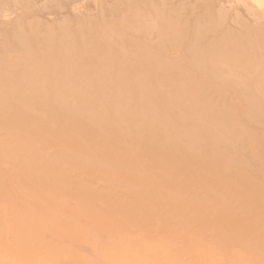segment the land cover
I'll use <instances>...</instances> for the list:
<instances>
[{
	"label": "rangeland",
	"instance_id": "rangeland-1",
	"mask_svg": "<svg viewBox=\"0 0 264 264\" xmlns=\"http://www.w3.org/2000/svg\"><path fill=\"white\" fill-rule=\"evenodd\" d=\"M15 1L0 0V53L6 55L7 61L9 57L22 56L17 62L19 72L27 68L23 67L24 63L35 58L37 61L32 64L43 63V71L52 72L53 86L47 84L48 80H44L42 87L36 86L43 91L52 86L51 93H36V98H45L40 107L35 104V108L28 106L18 112L15 100L7 106L6 99L0 104V115L9 119V125L14 123L0 130V174L6 175L8 154L14 155V163L25 165V172H9L13 185L6 187L0 179V238L3 237L0 244L4 248L0 250V264H40L38 259L45 264H142L141 257H133L135 249L143 247L144 241L157 239L154 236L168 235H173L168 250L177 257L171 264H264V19L256 18L264 11V2L257 5L252 0ZM249 6L255 9L254 13L249 12ZM42 32L49 35L44 38ZM14 33L21 36L18 38ZM61 37L69 42H63ZM61 45L68 52L71 48L72 52L78 50L69 53V59L78 69L94 68L98 61L94 58L101 59V67L93 70L98 73L89 71L93 74L86 76L88 80L81 90L83 97L71 92L70 75L67 78L60 70L65 68H60L59 61L55 60L57 53L51 63L48 49L55 47L59 52ZM38 49L47 55L42 56V51L37 53ZM241 51L245 53V60H230L231 56L238 58ZM200 54L206 60L202 72L193 66ZM3 61L1 58L0 69L17 71L15 68L11 71L10 63ZM244 70L247 75L242 73ZM1 73L0 81L8 83ZM95 76L99 81L93 85ZM173 83H179L186 90L181 98L169 86ZM15 87L24 90V85ZM123 90L121 107L115 113L112 98ZM95 93L98 96L94 97ZM16 98L20 101L21 97ZM90 105L98 106L100 124L103 121L115 136L112 141H94L98 158L109 164L111 152H115L119 158L140 163L147 170L150 183L165 179L171 182L170 188L162 187L160 192L153 189L148 196L136 178L115 169L102 171L98 179L95 172L83 173L68 166V175L73 179L69 188L71 195L79 196L82 191L86 197L101 195L105 202L109 198L117 206L112 210L116 215L135 205L140 208L137 212L147 207L162 215L172 227L182 223L179 217L168 214L170 208L181 197L193 199L197 205L204 204L207 208L209 204L216 205L222 225L218 228L229 229L231 233L210 234L212 226L207 221L203 224V219H196V227L192 226L189 234H151L145 238L140 230L131 234H107L108 224L101 221L99 227H93L90 219L94 216L90 215H73L67 226L56 216L50 217L47 223H32L33 208L41 206L43 194V188L38 189L39 183L33 182L37 183L39 175L45 173L43 170H54L55 166L50 165L59 163L60 148L52 146L35 154L25 153L24 149H39L40 132L36 128L43 123L53 128L65 123L62 126L68 128L75 122L73 118L68 120L69 115L61 114V110L72 106L89 117ZM16 117L21 123L18 125L25 122L18 131L21 152L19 149L7 151V146L18 143L13 133L17 131L16 121H11ZM32 126L35 131H30ZM173 133L183 135L175 139L178 144L175 149L183 156V162L193 169L196 167V180L189 184L179 174L184 167L182 163L175 162V157L163 146L161 151L148 153L142 159V151L161 146L162 140L176 136ZM81 180L87 189L79 191L74 184ZM200 181L211 186L198 188ZM134 194L136 198L146 196L149 202L142 206V202L134 201ZM83 200L86 201L85 197ZM72 204L70 210L85 205L79 201ZM86 206L80 211L91 213ZM99 207L103 218L110 215L106 214L109 208L104 202ZM138 222L135 218L124 220L115 231L130 229ZM53 224L59 232L43 234ZM72 224L83 231L77 234ZM112 236L117 238L115 244ZM25 237L38 249L24 253ZM52 240L53 249L47 253L44 243ZM195 248L196 256L186 253Z\"/></svg>",
	"mask_w": 264,
	"mask_h": 264
},
{
	"label": "bare ground",
	"instance_id": "bare-ground-1",
	"mask_svg": "<svg viewBox=\"0 0 264 264\" xmlns=\"http://www.w3.org/2000/svg\"><path fill=\"white\" fill-rule=\"evenodd\" d=\"M252 1L257 5H262L264 2V0H252ZM247 4H249V3H247ZM244 7L248 8V6H244ZM248 10H249V12H252V13L255 12V9L253 10V7H250ZM256 18L259 21L261 19H264V11L262 13L258 14L256 16ZM256 18H255V20L258 21ZM6 19H8V18H6ZM37 20H39V19H37ZM39 22H41V21H39ZM49 27H51V26H49ZM51 30H52V28H51ZM51 30H50V32H51ZM34 33H35V31H34ZM42 33H43V35H45L44 38H46L49 35V34L48 35L44 34L45 32H42ZM19 34H21V33H19ZM21 35H18V36L20 37ZM17 37L15 38L16 40L19 38V37L18 38ZM61 38H63V37H61ZM38 40H39V38H38ZM64 40L66 42H69L67 39L63 38V42H64ZM45 42H48V41H45ZM22 43H24V42H22ZM59 43H62V42H59ZM24 44H26V43H24ZM38 44H34V45H38V46L41 45V43H38ZM23 46L26 48L25 45H23ZM61 46L58 47L59 52H57V49L55 47H53V49L55 48L56 50L48 49V50H51V51H48V54L50 52V55H51V57H50L51 63L53 64L55 57L58 56L55 60L59 61L60 68H65L64 70L60 69L61 71H63L62 72L63 75H66L67 78L70 75L68 80L71 81V92L73 93L75 91L79 94L78 96L83 97L84 91H81V90H84V83L87 82V80H88L86 76H88L89 73H91V72L96 73V74L98 73V72H94L93 70L95 69L97 71V68L101 67V65L99 64L100 63L99 60H101V59L98 57L94 58V60H96V61L98 60L97 62H95L93 60L95 62L94 68H91L88 66V67H86V69L85 68L84 69H78L73 64L74 61H72L73 62L72 63L71 60L69 59V53L70 52L73 53L74 51L77 52L78 50L74 49V51L72 52L73 48H71V51L68 52L67 50L65 51V49L63 47L64 45L62 46L63 48ZM81 49H82V47H81ZM81 49H79V50H81ZM39 50L40 49H38V51ZM41 51H39L37 53L41 52L42 56L47 55L46 52H44L43 50H41ZM52 51H54V52L52 53ZM95 51H97V50H95ZM43 52L46 54H44ZM65 52H67V54ZM81 52H83V50H81ZM54 53H57L58 55L52 57L54 55ZM78 53H80V52H78ZM200 55H201V57L199 60L198 59L194 60L193 66L198 68V71L201 70V72H202L205 68L204 65H205L206 60H205V57L203 56V54H200ZM239 55H238V58L237 57L234 58L231 56L230 60L234 61V62H237L238 60H241V61L245 60L246 56H244L245 55L244 52L241 51V53H239ZM1 58H2V60H4L3 61L4 63H5V61L8 60L6 55L2 54V53H0V59ZM10 58L11 57H9V61H7V62H8V64L10 63V66L13 67L11 71H13L14 68H15L14 71L17 69L20 70V67H19L20 65L17 64V62L20 61V60L18 61V59H20V58H15V59H10ZM34 60H35V62L37 61L35 58H34ZM34 60L31 59L30 61L26 62L27 64L24 63L23 67L26 65L27 68H23L24 70H21L23 72H19V70H17L16 72H10L8 70L9 72H7V71H5V69H0V72H2L1 76L6 77L5 80L8 82V83H6V82L0 81V104L6 99V106H7L8 102L12 103L15 100L17 102V105L19 108L18 112L25 111V108L28 106L29 107L33 106V108H35V104H37L39 107L44 104L45 98H36L35 96H36V93L41 95V94H45V92H49V93L52 92L50 90V89H52V86H53L52 72L43 71V69H44L43 63L38 64L39 63L38 62V63L32 64V61H34ZM63 64H64V66H61ZM75 64H76V62H75ZM40 65H43V66H40ZM241 67L245 68L244 66H241ZM108 68L110 69V67H108ZM89 71H91V72H89ZM53 72H55V71H53ZM93 73H91V74H93ZM242 73L244 75H247L246 74L247 72L245 70ZM11 74L13 75V77H10V76H12ZM67 78H66V81H67ZM44 80L49 81V83H47V84H50V85L52 84V86L48 85V88H49V89H47L48 91L47 90L43 91L42 90L43 88L42 89L41 88L36 89V86L42 87V84L45 85ZM93 80L95 81L93 85H96L99 81L98 76H95V78H93ZM173 84H170L169 86L175 90L173 92L175 94V96L177 98H181V95L183 93H185L186 90L184 88H182L179 83H176L174 85ZM15 85H24L23 92L20 88L15 87ZM29 85L31 87H29ZM25 87H26V89H25ZM124 92H125L124 90L119 91V92H117L116 97L112 98L113 101L111 102V104H112V106L116 107V110L113 109V111L115 113L121 107V104H122L121 98L124 97ZM32 95H34V97ZM96 96H98L97 93H95L94 97H96ZM16 97H21L20 101H18ZM98 98H96V101L98 100ZM89 102L92 103V100H90ZM98 109H99L98 106H91L90 105L89 106L90 111L88 110V112H90L91 116L86 117L83 114V112L75 111V107L67 106L65 109L61 110V114L65 113L64 115H67V116L69 115L68 120H70L72 118H73V120H75V122L72 121L73 124L70 127H68V128L64 127L62 125H66V124L62 123V124H59L60 125L59 127L53 128L49 124L43 123V126H38L36 128L37 133L40 132L41 146L39 147L38 150H35L34 148L29 150L28 148H26V149H24V152L29 153L31 151V153L35 154L38 151V152L42 153V152H45V150L51 149L52 146H55V147L60 148V157H59L60 161L58 164L55 163L54 165H50L51 167L55 166L54 170H48V171L43 170V172H45V173H41V175H39V177H38L39 180L36 181L37 183L33 182L34 185L39 183L38 189L43 188V190L41 191V192H43V194L41 197V202H42L41 206H39L37 208H33L34 220L32 223H35V221H36V223L38 222L39 224L47 223V222H49L50 217L56 216L57 218L61 219L60 220L61 223H65V225L67 226V224L69 223V222L67 223V221L69 219H71L73 215L82 214L83 216H86V217H88L87 215H90V217L94 216L92 219H90L93 227H96V228L99 227L101 221H104L105 224H108L107 234H131L134 230H140V233L143 234V237L145 238V237H149V235H151V234H189L188 230H190V228L192 226L196 227L195 226L196 225V219H203V220H205L203 222V224H206V221H207L208 222L207 224H209V226H212V231H210V234H230L231 233L229 229H221L220 230L218 228V226L221 227L222 225H221V221H219L221 216H219L220 213L217 212L218 208L216 205L209 204L208 208H207L204 204L197 205L195 200L193 202V199L187 200V199H183L181 197L180 202L178 204L174 205L173 209H172V207L170 208V210L171 209L172 210L171 211L169 210L168 214L170 216L179 217V219L181 220V223H182V225H180L178 227H172L168 222H166L165 220H163L161 218L162 215H159L158 213H154V210L148 209L147 207H144L145 208L144 211L139 210V212H137L138 209H140V208L139 207L136 208V205H135L131 209H129L128 211H123L120 214L118 213V215H116V213L112 210L117 206L114 203H110V201H113V200H110L109 198H107V200L105 202L101 195H98L97 198H94L95 196L87 195V197H86V193H82L81 190L87 189L85 183H83L82 180L78 181L77 183L74 184V186L76 188H78L79 191H81V194L79 196L71 195L69 188L71 185H73V179L70 178L68 175V172H67L68 166H71L72 169L82 170L83 173H85V172L87 173L88 171L89 172H95L98 174V179H99L100 173L102 171H104V170L108 171V170H114L115 169V171L119 172L120 174H124L125 176H133L134 178H136L137 181L139 182L140 186L144 187L145 192L148 194V196H149L150 192L153 193V189H160L159 190V192H160L162 187L163 188H170V187H168V185H170L171 182L168 180H165V179L158 182V183H155V184L150 183L149 182L150 179L148 178L147 170L144 169V167H142L140 165V163L128 161L127 159H124L122 157L119 158L115 152H111V155H112L111 158L112 159L109 160L110 165L107 162H103L102 160H100L98 158L99 155L94 150V145H95V144L93 145L94 141H97V142L100 140H102V141L103 140H108V141L111 140L112 141V139L115 138V136H113L114 133H111L110 128L107 129L105 127L103 121H102V124H100V115H99ZM17 117H16V119L12 118L11 121H16V123H15L16 127L15 128L17 131L13 132V133L16 134V140L18 139V143H16L15 145H12V146H10V145L7 146V151H13L14 152L15 150L17 151L19 149L18 151L21 152L22 145H20V148H19V142H20L19 138L21 136V133L18 131L22 130L25 122L21 126L18 125L21 123L17 122L18 121ZM182 117H184V116H181L180 118H182ZM182 119L185 120V118H182ZM8 120L9 119L7 117H3V115H0V130L7 129V127L14 124V123H10V125H9ZM86 120L88 122H86ZM163 121L166 122V119L164 117H163ZM26 124H27V122H26ZM30 124L31 123L28 122V125H30ZM33 127H35V126H32V129H30V131H35V129ZM120 127H121V124H120ZM27 129H28V126H27ZM119 130L122 132L121 128H119ZM23 131H24V134L27 133L25 126H24ZM173 134H176V136L168 137V138L162 140V141H164V143L161 144V146H158L155 148H150V150L147 152L142 151L141 152V155H143L142 159L145 156H147L148 153L159 152L164 147L167 153H171L172 158L175 157L174 158L175 162L182 163V166H184V167L180 169L179 174L183 178V180L189 184L191 181L196 180V167H194L195 169H193V168H191L190 165L183 162L184 161L183 156H180L178 154L177 148L175 149V147L178 145V144H176L175 139L180 138L183 135H181L180 133H173ZM160 136H161V134L158 136V138ZM0 137H1V135H0ZM172 138H174V139H172ZM154 140L155 139H153V141ZM22 142H23V144L25 143V141H22ZM159 143L160 142H158V144ZM71 148H72V150H71ZM111 150H112V148H111ZM131 152H134V151L131 150ZM46 155H47V153H46ZM13 156H14L13 154H8L6 156L7 163L9 164V167L11 166V168L9 169V167H8L6 170H4L6 175L0 174V177H4V179L3 178H0V179L4 180V184L6 187H9L10 185L14 184V180H13V178L10 177L9 172H12L14 170H16V173L25 172L24 167H23L25 165L22 163L21 164L17 163V162L14 163V159L12 158ZM85 157H87V160L84 159ZM205 172H206V170L204 171L203 176L206 175ZM15 181H16V184L19 183V180H15ZM24 181L28 182V180L26 178L24 179ZM183 184L186 185L185 182H183ZM210 186L211 185L202 183L201 181L197 185L198 188L210 187ZM0 196H1V194H0ZM77 197H79V198H77ZM83 197H85L86 201H84V200L82 201ZM136 197H137L136 194H134V196H133L134 201L138 200L139 202H142V206L143 205L146 206L147 202H149V199L146 196H144L143 198L142 197L136 198ZM73 200L76 202L79 201L81 204H85L84 207L81 206V208H79L77 210H70V206L73 205L72 203H74ZM196 200H198V199H196ZM138 201H136V202H138ZM100 202H102V203L104 202V205H106L109 208V209H106L108 211V212H106V214H110L111 216L106 215V217L103 218V216L101 215V212H100V207H99ZM86 204H87V206H86ZM64 206H66V208H64ZM85 206L89 209V212H91V213L86 214L84 209L82 211H80L82 208H85ZM33 207H36V206H33ZM91 209L94 211H92ZM160 209H163V208H160ZM254 212H255V215L258 214L257 211H254ZM203 215H205V216H203ZM130 218L139 219V222L137 223V225L131 227L130 229L125 228L124 231H115V229L119 226V224H122L121 223L122 221L130 219ZM182 219H186L189 222L188 223L185 222L186 223L185 224ZM0 224H1V219H0ZM75 224H72V225L75 226V229L77 231L76 233L80 234L83 230L80 227H76ZM151 226H152V228H150ZM241 231H243V229H241ZM57 232H59L58 227L56 224H53V225H50L48 231L43 232V234L44 233L57 234ZM154 237H156L157 239L153 240L151 237L152 241L142 242V243H144V246L141 248H136L134 251L135 253L133 254V257H138V256L141 257V259L143 261L142 264H144V263H146V264H157L161 261H165L166 264L173 263L177 259V257H175L173 252L168 250L169 243H170V240L173 238V235H168L167 237H159V236H154ZM2 238H0V239L3 240ZM112 238H113V236H112ZM113 239H114L113 244H115L117 238H113ZM30 243H32V240L25 237L24 246H23V252L24 253H27V251L29 249L31 251L34 249H38L37 247H35L36 244L34 245L33 243L32 244H30ZM44 245H46V246L42 245L43 248L45 249V251H47V253H49L50 251H52L53 246H54L53 240L49 243H44ZM3 249H4L3 245L0 244V250H3ZM113 251H115V250H113ZM186 253L196 256V248L193 250H189ZM37 261L41 262L40 264L46 263L44 261H40L39 259ZM47 264H51V262L50 263L47 262Z\"/></svg>",
	"mask_w": 264,
	"mask_h": 264
}]
</instances>
